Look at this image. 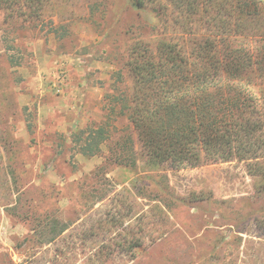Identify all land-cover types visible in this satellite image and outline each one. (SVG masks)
<instances>
[{"label":"rangeland","instance_id":"rangeland-1","mask_svg":"<svg viewBox=\"0 0 264 264\" xmlns=\"http://www.w3.org/2000/svg\"><path fill=\"white\" fill-rule=\"evenodd\" d=\"M131 1L0 8V264H264V195L244 163L149 171L107 146L78 154L72 135L110 109L112 140L127 129L128 49L161 34L156 6ZM53 222L68 229L48 244Z\"/></svg>","mask_w":264,"mask_h":264},{"label":"trees","instance_id":"trees-1","mask_svg":"<svg viewBox=\"0 0 264 264\" xmlns=\"http://www.w3.org/2000/svg\"><path fill=\"white\" fill-rule=\"evenodd\" d=\"M46 1L0 0V8L12 17ZM131 3L156 6L161 34L154 48L128 49L132 87L119 113L127 129L112 140L118 114L110 109L108 123L72 135L78 154L102 156L107 146L113 164L135 169L140 156L149 171L244 163L264 195V0ZM57 226L48 244L68 229Z\"/></svg>","mask_w":264,"mask_h":264}]
</instances>
